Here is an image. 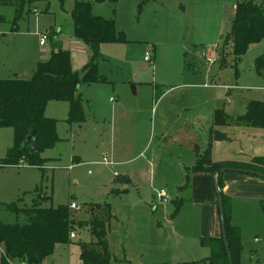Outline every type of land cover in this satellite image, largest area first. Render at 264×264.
Returning <instances> with one entry per match:
<instances>
[{"label": "rangeland", "instance_id": "1", "mask_svg": "<svg viewBox=\"0 0 264 264\" xmlns=\"http://www.w3.org/2000/svg\"><path fill=\"white\" fill-rule=\"evenodd\" d=\"M74 2L45 0L30 10L20 3H0V79L31 78L37 60L49 58L56 47L68 51L72 69L81 72L92 51L73 36ZM139 3H93L92 13L113 18L126 39L101 47L98 73L104 81L80 86L84 108L94 110L95 120L68 127L66 104L49 103L63 141L44 156L57 162L43 171L26 165L0 169V220L24 222L23 215L5 209L12 202L19 208H30L40 196L46 198L40 200L43 208L74 202L79 206L71 212L76 220L105 223L109 264H208L204 259L211 250L201 244L212 232L208 201L190 164L208 144L205 120L212 110L236 118L249 101H264V70L255 66L264 40L237 61L230 49L219 55L236 0ZM51 29H61L59 37L49 34ZM145 55L151 64L144 62ZM206 55H216V61L207 64ZM10 133L0 128V158ZM226 133L229 141L218 146V156L264 150V130L231 126ZM127 171L133 174L128 191L112 192L113 179ZM162 191L166 202L159 198ZM229 193L235 215L231 211V224L239 229L242 247L239 264H264V198L240 183L231 185ZM76 231L79 239L57 245L42 264H82L79 240L85 244L90 236L86 228Z\"/></svg>", "mask_w": 264, "mask_h": 264}, {"label": "trees", "instance_id": "2", "mask_svg": "<svg viewBox=\"0 0 264 264\" xmlns=\"http://www.w3.org/2000/svg\"><path fill=\"white\" fill-rule=\"evenodd\" d=\"M45 0H0V3L14 5L20 3L30 10L31 5ZM62 1V0H59ZM105 0H75L71 10L73 36L92 51L90 62L81 70L74 71L70 63V53L58 49L50 57L38 62L34 74L29 79L14 77L0 79V128L12 130V145L5 157L0 159V167L21 166L46 170L49 159L42 157L44 151L53 148L59 141L54 119L45 116L48 102H67L68 124H80L85 121L83 99L79 88L103 82L98 73L100 47L104 44L126 42L123 32L117 31L113 18L95 16L93 3ZM114 4L116 0H109ZM151 0H139L140 6ZM30 7V8H29ZM16 20V18H15ZM264 40V0H240L235 5L234 18L229 32L222 38L219 55L230 49L235 61L239 60L250 46ZM222 55V56H223ZM219 56V57H220ZM225 63V62H224ZM255 66L264 70V53L256 58ZM215 126L235 124L264 129V101L252 100L246 104L243 115L230 118L222 110L213 115ZM35 130L33 147L22 145L24 139ZM226 140V136L211 129L209 141L192 166V172H205L215 175V189L220 193L224 212V225L228 243L225 251L221 238H202L201 244L211 250L208 264H239L241 241L239 229L231 224L230 198L223 193V174L237 172L236 169L251 171V174L238 172L246 176L264 180V157H253L247 162H213L211 148L214 141ZM33 201L30 208H19L16 203L6 204L5 209L16 216L23 215V223H3L0 220V246L2 264H41L53 253L57 244H68L69 233L86 228L90 242L81 244L80 260L82 264H109L111 255L107 248V227L105 223L93 218L87 223L76 220L67 205L55 208H43L44 196ZM264 211V202H261Z\"/></svg>", "mask_w": 264, "mask_h": 264}, {"label": "crops", "instance_id": "3", "mask_svg": "<svg viewBox=\"0 0 264 264\" xmlns=\"http://www.w3.org/2000/svg\"><path fill=\"white\" fill-rule=\"evenodd\" d=\"M238 1H240V0H236V3ZM236 3L234 4V12H235V5H236ZM1 20H2V18L0 17V21ZM60 31H61V29L58 30L57 33H54L53 30L51 29V31L49 32V34L55 35L56 37H59ZM39 45L40 46H44L45 43L41 45L40 42H39ZM101 47H100V49H101ZM57 50H58V48L56 47L55 49H53L51 51V53L52 52H56ZM47 59L48 58L38 59L36 63L45 61ZM14 77H21V76H14ZM1 79H3V78H1ZM198 87H200V86H198ZM79 91H80V88H79ZM80 93H81V91H80ZM81 96H82V94H81ZM224 101L227 104L230 103V101L227 100L226 98H224ZM51 102H56V101H51ZM49 103L50 102L47 103L46 108H45V116L47 118L54 119L55 117L48 113V109L47 108H48ZM63 103L66 104V105H64V109H65V117H64L65 119H64V122H65V120L67 118V113H68V107L69 106H68V103L67 102H63ZM84 103H85V101L83 99V111H84V114H85V121L82 122V123H80V124H75V125H77V127H81V125L83 123H85V122L95 120L94 110H91L90 109V106H87V108L85 109L84 108ZM216 110H220V109H214V110H212L210 112V115L206 116L207 118H206L205 122L208 123L210 130L211 129H214V130H217L220 133L224 134L226 136V140L214 141L212 143L211 158H212V161L213 162H237V163H242V162H247L249 159H251L253 157H264V150H260L258 147H255L252 152H243V151L230 152V151H228L226 153L223 152L222 154H220V156H218L217 155V153H218V150H217L218 146L221 145L222 143L226 142V141H229V138H228L227 133H226V130L229 129V127L234 126L235 128H238V129H250L252 127L237 126L235 124H230V125H225V126H215L213 124V115H214V112ZM227 116H229V115H227ZM230 118H232V117H230ZM66 124H67L68 127H71V125H73V124H68V123H66ZM2 129H6V128H2ZM8 129H10V128H8ZM254 129L255 130H258V132H259V130H264V129H261V128H254ZM56 132H57V128H56ZM10 134H11V141H9V144H8V146H7L6 149H9L11 147V145H12V133H10ZM57 135H58V133H57ZM58 137H59V135H58ZM207 137H208V134H207ZM59 139H60L59 142L63 141L62 138L59 137ZM205 147L206 146L202 144L201 151L203 149H205ZM46 151L43 152L42 157L50 160L49 163H47V165H49L50 163L53 164L54 162H57V159L56 158L53 159L51 157L44 156V153ZM110 153L112 154V151H110ZM196 158L197 157L194 156V158L191 161V164L190 165H192V166L194 165ZM74 161L75 162H78V159L74 158ZM105 165H109L110 166V165H112V163L108 162V163H105ZM21 166H23V165H21ZM21 166H7V167H0V169H18V168H21ZM30 168H35V167H30ZM183 175H184V178H185L186 177V173L183 174ZM132 176H133L132 172L127 171L121 177H117L116 180L113 179L112 183L114 184L113 185L114 187L112 188V192H115L116 194H121V193L127 192L128 191V186L130 184V180H132ZM194 176L197 177V178H199V179H201V182L204 185V189H205L206 197H207V201H208V207L207 208L209 210V218H210V221H211V224L210 225H211L212 232L211 233H207V235L210 234V236H205L203 238H209V237L210 238H215V239L221 238V227H220L219 213H218V206H217V190L215 189V175H212V174H209V173H205V172H196L194 174ZM222 179H224V181H223V183H224L223 193L227 197H229V195H230L229 192H230L231 185H233L234 183H240L242 185H250V186H253L255 188V190H256V194H255L256 197H261V198L263 197L264 198V180H261V179L255 178V177L246 176V175H243V174L238 173V172H226V173L223 174ZM212 185H213V190H212ZM257 189H260V190L258 191ZM17 199L20 200L21 198L18 197ZM12 203H15V202H12ZM215 204H216V210H215V206H214ZM91 211H93V210H91ZM231 211H232V209H231ZM234 216H235L234 215V211H232V217L234 218ZM74 233H75L76 237L74 239H71L69 243H71V241H74V240L79 239L78 234H77V231H74ZM83 242H85V241L84 240H82V241L79 240V244L80 245ZM89 242H90V240L87 243H89ZM87 243H85V244H87ZM57 245H59V244H57ZM57 245H55V247ZM80 252H81V250H80ZM1 254H2V248L0 246V256H1ZM208 257H209V255L204 259V262L207 260ZM44 260H43V262H44ZM12 264H19V263L12 262Z\"/></svg>", "mask_w": 264, "mask_h": 264}, {"label": "water", "instance_id": "4", "mask_svg": "<svg viewBox=\"0 0 264 264\" xmlns=\"http://www.w3.org/2000/svg\"><path fill=\"white\" fill-rule=\"evenodd\" d=\"M34 134H35V130H31L30 135L24 139L22 145L24 146L29 145V147H33L34 138H31V136ZM235 171L251 174V171H248V170L236 169ZM217 206H218L219 221H220V227H221V239L223 241L225 251L228 252V243H227L226 231H225V225H224L223 205H222L221 195L219 192H217ZM228 261H229V264H231V259H230L229 254H228Z\"/></svg>", "mask_w": 264, "mask_h": 264}, {"label": "built area", "instance_id": "5", "mask_svg": "<svg viewBox=\"0 0 264 264\" xmlns=\"http://www.w3.org/2000/svg\"><path fill=\"white\" fill-rule=\"evenodd\" d=\"M40 44H44V38L40 41ZM216 58L217 56L216 55H206L205 56V60L207 62V64H212L216 61ZM144 62L147 63V64H151L152 63V60H151V57L149 55H145L144 58H143ZM45 169H52L53 167L52 166H46L44 167ZM159 198L161 199V201L163 202H166L167 199H169L167 197V194L165 192H160L159 193ZM68 209L70 211H77L79 210V206H77V204H75L74 202H70L68 203ZM76 237L74 231L70 232L69 233V239H74Z\"/></svg>", "mask_w": 264, "mask_h": 264}]
</instances>
